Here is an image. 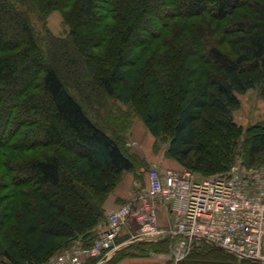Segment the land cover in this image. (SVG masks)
<instances>
[{"label": "trees", "instance_id": "obj_1", "mask_svg": "<svg viewBox=\"0 0 264 264\" xmlns=\"http://www.w3.org/2000/svg\"><path fill=\"white\" fill-rule=\"evenodd\" d=\"M53 11L66 38L44 26ZM255 89L264 99V0H0V264H45L93 240L134 171L109 102L140 97L170 157L213 175L207 146L235 138L237 96Z\"/></svg>", "mask_w": 264, "mask_h": 264}, {"label": "built area", "instance_id": "obj_2", "mask_svg": "<svg viewBox=\"0 0 264 264\" xmlns=\"http://www.w3.org/2000/svg\"><path fill=\"white\" fill-rule=\"evenodd\" d=\"M130 146V144H129ZM147 186L134 201L107 213V223L88 245L63 250L45 264H102L119 248L138 240L171 236V263L186 258L192 237L210 244L240 261L264 264V182L257 175L233 170L225 175L198 178L188 170H160L149 165ZM258 177V178H257ZM160 205L171 221L158 224ZM134 224L131 237L118 243L122 227Z\"/></svg>", "mask_w": 264, "mask_h": 264}, {"label": "rangeland", "instance_id": "obj_3", "mask_svg": "<svg viewBox=\"0 0 264 264\" xmlns=\"http://www.w3.org/2000/svg\"><path fill=\"white\" fill-rule=\"evenodd\" d=\"M44 26L55 37L66 38L68 35V25L64 23L58 11H53L47 16ZM237 98L239 108L232 114L237 135L232 140L214 135V144L207 146V152L210 154V157L219 161L220 164L217 173L213 175H225L233 169L253 176L258 174V177L264 182V150L257 157H253L251 154L255 149L264 148V132L262 133L264 129V99L256 89L250 90L243 95H238ZM107 107L105 111L107 114H104V117L108 120L109 125L111 124L112 126L109 127L110 130L108 131L134 163V171H132L133 186L138 193L145 189V172L148 170L149 165L156 164L162 171L167 169L181 171L184 169L168 154V132L166 131L164 135L156 138L144 126L143 105L140 97L136 99L132 106L126 107L117 102H109ZM88 111V115L95 119L94 112L96 110L92 109V111ZM113 120L116 121L114 122ZM104 122L103 120V125ZM204 144H206V141ZM216 145H219V147L217 148ZM234 147L237 150L233 155L232 149ZM226 148L230 150V154L226 152L222 153ZM207 172V170L202 169L196 172L193 171L192 173L198 178L212 176ZM130 173H123L119 184L126 180L127 174ZM122 186L119 188H124ZM106 216L107 212H104L101 222L103 225L107 223ZM101 229H96L94 238ZM173 242L171 241V244ZM81 244L82 242L80 241L71 242L63 250H68L73 246ZM170 251L171 248L169 246V254H171ZM125 252L119 251L114 256L115 258L120 257ZM239 262L238 259L234 260L225 252L209 250L202 243H193L186 258L179 264H240ZM170 263L171 255L167 264Z\"/></svg>", "mask_w": 264, "mask_h": 264}, {"label": "crops", "instance_id": "obj_4", "mask_svg": "<svg viewBox=\"0 0 264 264\" xmlns=\"http://www.w3.org/2000/svg\"><path fill=\"white\" fill-rule=\"evenodd\" d=\"M133 175L132 173L127 174L126 180L117 185V187L112 191L106 198L103 204L104 212H110L114 210L117 206L128 202L134 201L136 199V194L138 193L133 186ZM124 188H119L120 186ZM122 186V187H123ZM147 186V179L146 185ZM172 217L167 207L160 205L158 210V224L161 227H166ZM105 224H99L97 229L104 228ZM135 229L134 224H127L122 227L121 234L117 239L118 243L126 242ZM172 238L164 241H148V240H138L130 245H125L122 248L116 250L113 254H110L109 259L102 264H167L170 258L168 252L169 246L171 245ZM155 248V249H154ZM119 251H126L120 257L115 258L114 254Z\"/></svg>", "mask_w": 264, "mask_h": 264}, {"label": "water", "instance_id": "obj_5", "mask_svg": "<svg viewBox=\"0 0 264 264\" xmlns=\"http://www.w3.org/2000/svg\"><path fill=\"white\" fill-rule=\"evenodd\" d=\"M171 236H167V237H165V238H162V239H158V240H148V241H153V242H155V241H166V240H168L169 238H170ZM193 239H195V240H199V241H204V239H202V238H199V237H192ZM130 245V244H129Z\"/></svg>", "mask_w": 264, "mask_h": 264}]
</instances>
